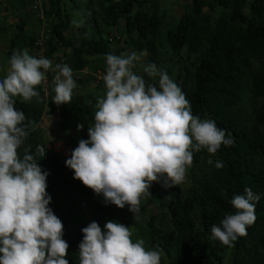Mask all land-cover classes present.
<instances>
[{
    "label": "trees",
    "instance_id": "1",
    "mask_svg": "<svg viewBox=\"0 0 264 264\" xmlns=\"http://www.w3.org/2000/svg\"><path fill=\"white\" fill-rule=\"evenodd\" d=\"M21 1L30 13L38 15V23L48 21L44 29L49 36L46 58L53 63L62 60L73 71H94L93 61L100 60L97 56L120 55L126 49L129 53L146 51V64L158 66V60H165L163 54L157 59L158 47H166L173 63L162 69L181 87L192 114L214 120L234 140L230 147L221 145L215 155L206 149L193 153L194 174H198L196 170L204 173L193 178L195 186L188 196L178 186L151 185V195L140 203V219L133 221L127 205L123 209L106 205L102 195L74 179L63 154L49 146L55 141L49 134L58 140L67 136V146L74 145L73 149L80 139H88L98 98L92 88L100 90L104 81L87 74L79 81L81 91L74 89L71 104L58 107L52 102L56 73L48 71L46 82L37 88L39 102L34 98L21 103L17 97L15 107L25 112V123H30L25 144L31 145L33 153L37 145L47 149L37 162L49 173V207L63 222L69 264H79L81 229L92 221L103 228L108 220L123 223L130 230L135 225L138 235L164 255L161 264H223L228 253L232 264H264V102L250 116L240 104L244 80L253 95L264 100V0H184V12L174 26L146 9L153 0H39L37 8V0ZM78 2H85L83 11L76 12ZM205 8L220 13L211 17ZM18 17L20 23L10 24L0 16V79L6 75L14 50L27 49L40 58L35 52L39 27L38 31L30 30L28 17ZM81 17L85 23L75 31L71 21ZM111 39L123 41V46L115 48ZM142 77L158 86V77L153 79L146 73ZM53 117L51 124L46 121ZM80 123L84 128L77 131ZM20 151L23 155V147ZM216 161L223 162V167L217 168ZM246 187L260 196L254 201L256 220L246 236L228 247L212 238L210 228L226 214L235 213L230 200L244 194ZM152 204L160 206L161 224L160 215L149 210Z\"/></svg>",
    "mask_w": 264,
    "mask_h": 264
},
{
    "label": "clouds",
    "instance_id": "2",
    "mask_svg": "<svg viewBox=\"0 0 264 264\" xmlns=\"http://www.w3.org/2000/svg\"><path fill=\"white\" fill-rule=\"evenodd\" d=\"M71 23L82 27L85 18ZM48 38L41 30L35 45L40 58L27 49L14 50L0 79V264H69L63 222L49 207V173L37 162L47 149L37 145L33 153L25 144L30 123H25V112L15 107L17 97L21 103L34 98L39 102L37 88L50 70L56 73L52 102L58 107L71 104L78 86L73 74L78 81L89 74L84 73L88 69L77 72L67 64L53 68L45 56ZM146 55V51L105 55V93L96 100L88 139H80L71 151L54 148L63 154L74 179L102 195L106 205L121 209L127 205L133 221L140 219L141 199L151 195L154 182L163 188L180 186L193 165L194 152L206 149L215 155L221 145L234 144L214 120L192 114L185 93L166 70L155 63L142 66L149 77L159 78L158 86L134 72ZM83 128L84 124L77 125V131ZM215 166L221 168L223 162L216 161ZM259 200L250 187L234 195L230 203L235 213L211 226L212 238L234 247L255 223L254 201ZM81 232L79 264H161V252L146 248L143 239L133 241L132 231L123 223L108 220L101 228L92 221Z\"/></svg>",
    "mask_w": 264,
    "mask_h": 264
},
{
    "label": "rangeland",
    "instance_id": "3",
    "mask_svg": "<svg viewBox=\"0 0 264 264\" xmlns=\"http://www.w3.org/2000/svg\"><path fill=\"white\" fill-rule=\"evenodd\" d=\"M80 2H78V4H77L78 7H77L76 12H80V11L84 10L85 2L83 4H81ZM146 9L150 10L152 13H156L158 16L163 17L165 22L167 23V25L174 26L176 24L177 20L181 17V15L184 12V0H153L152 3ZM204 11H205V13L211 15V17H215L220 13V10L213 12L209 8H205ZM247 13H249V12L247 11ZM2 15L5 18H7L8 22L10 24L20 23V17H18L20 15H22L24 17H28V29L35 30V31H38V27H39L40 31L44 30L45 27L42 29V26H45L48 23V21H46V20L43 23H38L37 22V16L38 15L36 13H34V14L30 13L29 12V6L26 8L25 4H23L21 0H0V16H2ZM122 24L124 25V22H122ZM73 28L76 31L77 28H75V27H73ZM162 32L165 33L164 27H162ZM68 33H70V32L68 31ZM157 37H159V39L161 38L160 36H157ZM118 45H119V47L123 46V41L121 42V40H119L118 42L117 41L113 42V46L115 48L116 47L118 48ZM129 50L130 49H126L122 53H129ZM158 50L159 51H158L157 59H161L160 58L161 54H163V57L165 58V60H158L160 62V65H158V66L161 69L162 68L165 69V67L168 66V64L170 65L171 63H173V61L171 60L173 57H172L171 53L168 52V49L166 47H158ZM148 54L149 53H147L146 56H143L141 58V61L137 64L136 68L134 69V72L137 75L143 76L144 71H143L142 66L146 65V60H147ZM61 57L63 58V56H61ZM97 58H99L103 62H101L100 60L93 61L92 68H94L93 66H96L97 69L94 71L92 70V73L95 75V77L97 76L98 80H103L102 77L105 74V68H106L105 57L104 56L103 57L97 56ZM2 60H4V59H2ZM56 64L63 65L64 63L62 60H59V62H57V63L52 62L53 67H55ZM52 72L54 73V71H52ZM73 77L76 80L78 86L82 85L76 79L74 74H73ZM95 82H96V80L93 81V83H95ZM99 85H100V83H99ZM78 86L75 89L76 92L80 90V88ZM92 89L94 91H96V93H95L96 96H98V97L103 96L105 93V84H103V87L100 90H97V89L95 90V88H92ZM241 97H242V99H241L240 104L242 105L243 111H245L246 115H249L256 106L258 107L264 102V100H262L261 98H258V97L253 95L251 87H250L249 83L247 82V80H244L243 90L241 91ZM54 118L55 117H53L51 119L47 118L46 121H50L49 123L51 124V120L54 121ZM50 135L51 134H49L48 136L55 140L53 144L49 145L50 147L57 148V149H64V150L67 149L69 151L72 150V146H74V145L67 146V143H66L67 136L63 135L61 137H58L60 139V140H58L55 138V136H50ZM210 155H212V154H210ZM194 163H195V159L193 160L192 167L190 169H188V171L186 173L185 182L182 185L178 186L181 189V191L184 193L185 196H188L190 194L192 187L195 186V185H193V184H195V181L193 178L196 176H199L201 173H204V171L200 172V171L196 170V172L198 174L195 175L194 174V172H195ZM155 184H156V182H154L152 184V186H155ZM141 202H142V199H141ZM159 207L160 206L158 204H152L149 206V210L154 212L156 215H160L158 217L160 218L159 223L161 224L163 222V219H162V215L159 212L160 211ZM131 231L133 233V236H132L133 241H136L137 239H143L140 235H138L137 227H135V225H133L131 227ZM148 243H149L148 241L145 242V247L148 249H154ZM161 258H164L163 254H161ZM223 264H232L229 253L225 256Z\"/></svg>",
    "mask_w": 264,
    "mask_h": 264
},
{
    "label": "built area",
    "instance_id": "4",
    "mask_svg": "<svg viewBox=\"0 0 264 264\" xmlns=\"http://www.w3.org/2000/svg\"><path fill=\"white\" fill-rule=\"evenodd\" d=\"M39 6V0H37L34 4V8H37Z\"/></svg>",
    "mask_w": 264,
    "mask_h": 264
},
{
    "label": "crops",
    "instance_id": "5",
    "mask_svg": "<svg viewBox=\"0 0 264 264\" xmlns=\"http://www.w3.org/2000/svg\"><path fill=\"white\" fill-rule=\"evenodd\" d=\"M84 73H86V74H87V73H90V74H91L92 71H91L90 69H88V70L84 71ZM85 77H86V76H85ZM83 79H84V78H83ZM93 84H94V83H93Z\"/></svg>",
    "mask_w": 264,
    "mask_h": 264
}]
</instances>
